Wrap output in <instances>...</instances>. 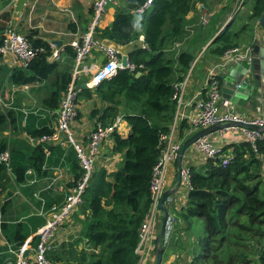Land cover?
I'll list each match as a JSON object with an SVG mask.
<instances>
[{
	"label": "trees",
	"instance_id": "16d2710c",
	"mask_svg": "<svg viewBox=\"0 0 264 264\" xmlns=\"http://www.w3.org/2000/svg\"><path fill=\"white\" fill-rule=\"evenodd\" d=\"M146 1L123 0L113 23L98 34L101 39L127 46L142 33L147 48L133 52L130 63L144 68L118 71L95 89H80L77 95L78 100H92L96 94L106 104L103 110L92 112L97 122L109 126L122 116L131 128L127 137L119 133L112 136V152L123 157L119 169L111 174L105 169L97 170L84 195L81 211L85 216V244L98 252L89 257L84 254L81 264H139L136 248L139 229L151 206L153 169L161 156V137L170 131L177 111L175 85L184 81L196 59L188 50H180L177 55L168 51L172 42L186 35L196 2L153 0L145 14L138 15L136 10ZM253 2L250 20H260L264 0ZM218 16L210 20L212 25ZM234 23L232 20L221 32L217 29L214 36H218L207 50L222 57L226 51L239 47L240 32L233 31ZM249 27L244 25L242 30ZM70 29L76 32L75 28ZM205 29L200 28V33ZM27 39L36 50V57L27 68L33 75L27 77L21 72L17 81L28 84L52 77L43 107L55 112L72 81V73L59 72V61H49L53 50L48 43ZM64 52L75 61L72 47H66ZM186 127L183 124L181 130ZM51 133L43 128L31 135L40 138ZM229 149L232 156L227 161L208 159L200 168L191 167V190L184 217L204 220L203 250L211 254L210 264H264V138L256 142L255 148L238 142L223 148L222 154ZM4 151L0 144V153ZM44 161L43 149L38 147L27 165L13 167L18 181H23L29 167L39 170ZM0 171L7 172V168L0 165ZM16 241L20 238L16 237ZM162 247L163 240L158 249Z\"/></svg>",
	"mask_w": 264,
	"mask_h": 264
},
{
	"label": "crops",
	"instance_id": "0c3cea01",
	"mask_svg": "<svg viewBox=\"0 0 264 264\" xmlns=\"http://www.w3.org/2000/svg\"><path fill=\"white\" fill-rule=\"evenodd\" d=\"M18 1L0 0L4 8L0 17V43L4 34L11 30L29 39L42 40L50 47L55 45L61 55L59 72L61 70L72 73L74 62L64 51L66 47L73 48L74 43L80 41L87 31L92 19L93 1L27 0L21 13L16 12ZM239 1L237 0V2ZM253 1L250 0L238 21L235 16L231 17V14H234L238 9L235 7V2L227 12L228 14L222 15L218 23L216 20L214 21L216 23L214 29L208 32L200 33L197 32L200 31L197 30L198 28L194 31V28L191 27L192 24L199 23L198 20L202 14L198 20L192 19L194 11L189 16L186 35L180 40H183L182 43H186L185 50L192 53L196 59L193 68L184 79L186 81L183 91L185 118L179 122L176 133V139L182 144V147L189 139L204 130V128H193L189 119L197 112L198 103L206 98L209 70L222 62V57L215 56L210 50H207L215 38L214 34L217 29L218 32H221L232 20H235L233 31L240 32L237 39L239 47L255 45L256 41L264 44V28L260 25V20H250ZM121 4L108 8L100 26L101 30L108 28L113 23L116 9ZM224 8L227 6H222L220 12ZM220 12H217V15ZM213 16L216 15H211L210 20ZM244 25L250 27L242 30ZM70 27L75 28L76 32H73ZM102 40L106 45L116 47L119 52L121 50L122 59L123 54L129 55L133 51L134 45L138 46L137 50L147 48L142 33L137 41L127 46H118L112 41ZM182 43L178 44L183 46ZM168 51L170 52L169 48ZM177 52L175 55L178 54ZM106 66V58L100 52L94 51L91 58L82 66L76 87L83 90L81 87L85 85V89H95L94 83L103 75ZM21 72L27 77L33 75L27 68H22L13 55H0V144L11 155L10 171H0V264H18L15 253L21 247L31 248L26 256L33 257L35 255L34 245L41 229L51 219L52 207L64 203L66 196L81 177L77 155L71 146L67 144L36 145L31 141V132H37L43 128H48L53 132L56 129L59 109L52 112L43 107V101L49 95L53 84L52 77L43 82L34 81L21 84L17 81V76H21ZM229 72L230 68L227 66L220 70V80L221 77L228 76ZM222 87H224L223 84ZM75 104L78 109V117L72 122L71 127L77 139L86 145L88 137L97 123V118L91 116L92 112L103 110L106 104L98 100L96 94L93 95L92 100L76 98ZM230 109L245 117H264V100L255 98L241 100L238 106L233 104ZM183 124H186L187 127L181 130ZM130 131L129 124L124 120L118 133L127 137ZM205 137L211 138L221 148L244 142V139L231 128ZM38 147L43 149L45 155L43 165L39 170L29 167L23 181H18L13 167L27 165L34 150ZM113 148L112 137L101 144L96 171L105 169L111 174L119 169L123 157L122 154H114ZM227 153H232V149H229ZM205 161L203 156L192 146L182 156L181 165L200 168ZM31 171L32 173H29ZM178 174L177 163L170 164L166 173L167 188L165 192L176 191L170 196L174 202L172 204L168 201L165 202V211L160 209L158 212V218L161 221L157 226L156 250L139 264H158L159 251L163 252L160 264H210L212 256L203 250L206 238L205 222L200 218L185 219L184 209L188 203L189 190L182 181L181 183L178 181ZM165 212L172 222L170 230H166L162 239L159 240ZM84 223L85 216L80 208L74 212L69 221L55 229L53 236L49 239L50 250L48 253V258L53 264H81L84 254L89 257L90 254L98 252L85 244ZM16 237H19L20 241H16ZM162 240L163 249L159 250L158 245ZM10 250L15 253H11Z\"/></svg>",
	"mask_w": 264,
	"mask_h": 264
},
{
	"label": "built area",
	"instance_id": "2783aa9c",
	"mask_svg": "<svg viewBox=\"0 0 264 264\" xmlns=\"http://www.w3.org/2000/svg\"><path fill=\"white\" fill-rule=\"evenodd\" d=\"M92 1V19L89 27L82 36V39L74 43L75 61L72 81L67 91L62 95L57 116V127L51 134H46L40 138H31V141L36 145L67 144L71 146L77 155V160L81 168V177L66 196L64 203L52 207L50 211L51 219L40 231L39 236L41 237V241L35 251V255L33 257L26 256V253H29L31 249L26 246L18 249L16 253L10 250L11 253H15L18 264H53L48 258L50 250L49 239L53 236L55 229L69 221L74 212L82 207L84 195L96 172V163L100 154L101 144L111 138L115 133H118L120 125L124 121L123 117L119 116L114 123L109 126H104L102 123L97 122L88 137L86 145L77 139L71 124L78 117V109L75 102L80 90L76 87V82L82 66L91 58L94 51L100 52L106 58V69L103 75L94 83L95 87L104 79L115 75L118 71L129 70L131 72H136L144 68L142 65L136 66L130 62L124 67L119 50L113 46L106 45L104 40L98 37L99 31L101 30V23L107 14L108 8L121 4L123 0ZM152 3L153 0H147L140 9L136 10V13L138 15L145 14ZM202 10L203 12L197 25L199 28H205L211 18V15L208 14L206 9L203 8ZM3 11L4 8L0 3V17ZM191 27L193 28L194 26ZM181 46V44L177 45L178 48ZM51 49L53 53L49 61H60L61 55L56 46L51 45ZM253 52L254 45L234 47L224 53L221 63L209 70L207 75L208 91L206 98L198 103L197 112L189 119V123H191L193 128L207 129L214 126L233 125L231 130L239 134L244 139V142L250 143L254 148L256 142L264 138V117H245L233 112L230 109L232 104L230 101L224 100L221 93L222 80H220L219 71L225 69L228 64H244L245 66L251 67ZM0 55H13L18 60L20 66L26 69L35 59L36 50H34L27 38L8 30L0 43ZM247 80H249L248 75L242 79L241 83ZM185 86V80L175 85V94L173 98L177 104V111L170 131L161 137V156L153 169L150 183L151 206L145 221L139 229V241L136 248L139 262H143L147 259L152 252H155L157 247V226L161 221V219L158 218V212L160 211L159 205L161 198L167 188V168L170 164L179 161L180 151L182 149V144L176 139V133L179 122L185 118L183 112V91ZM238 87H240V85ZM222 107L224 108L223 110L221 109ZM193 148L203 156L204 160L223 158L227 161L232 156L231 153L222 154L223 148L216 145L209 137L198 139L194 143ZM0 165L5 166L7 171H10L11 155L8 150L0 153ZM29 173H32V171ZM180 173L182 182L190 191L191 167L188 165L181 166ZM167 201L170 204L174 202L171 197H168L166 199V202ZM171 222L172 219L168 217L166 230H170Z\"/></svg>",
	"mask_w": 264,
	"mask_h": 264
},
{
	"label": "water",
	"instance_id": "95a60500",
	"mask_svg": "<svg viewBox=\"0 0 264 264\" xmlns=\"http://www.w3.org/2000/svg\"><path fill=\"white\" fill-rule=\"evenodd\" d=\"M27 0H19L16 12L21 13L24 9V6L26 4ZM260 25L264 28V15L260 19ZM224 30V29H223ZM222 30V31H223ZM218 35H216L217 37ZM215 37V38H216ZM214 38V39H215ZM213 39V40H214ZM213 42V41H212ZM55 44V43H54ZM118 47V46H117ZM116 48V47H115ZM138 48L137 45H134V49L130 54L124 55L122 59V64L124 67H126L129 63V56L135 52ZM121 52V50H120ZM121 54V53H120ZM122 55V54H121ZM228 68H230L229 75L222 78V84L224 87L221 89L222 98L224 100L230 101V103L233 105H239L241 100H248V99H259L264 100V44L260 41H256L254 45V52H253V60L251 67L245 66L244 64H237V65H227ZM249 76V80L242 82V79L245 76ZM140 76V74H138ZM240 85V87H238ZM83 89L86 88L85 85H82ZM233 125H226V126H214L207 129H204L203 131L199 132L195 136H193L191 139H189L182 147L180 151V159L177 162L179 174H178V181L181 183V157L184 155V153L189 150L194 143L205 136H208L210 134L216 133L220 130L226 129V128H232ZM176 191H168L165 192L161 198L159 209L165 211L164 209V203L168 197L175 194ZM169 215L167 212H165V216L162 223V229L159 235V240L162 239L168 222ZM41 241V237H37V241L34 245V248H38ZM162 251L158 252L157 259L158 264L161 263L162 260Z\"/></svg>",
	"mask_w": 264,
	"mask_h": 264
},
{
	"label": "rangeland",
	"instance_id": "374dc122",
	"mask_svg": "<svg viewBox=\"0 0 264 264\" xmlns=\"http://www.w3.org/2000/svg\"><path fill=\"white\" fill-rule=\"evenodd\" d=\"M199 1H201V0H194V2H196L195 4V7H194V12L192 13V16H193V20L195 19V20H198L199 19V17H200V15L202 14V12H203V8L204 9H206L207 10V12H208V14H210V15H217L218 13L217 12H220V8L222 7V6H224V5H226L227 6V8H224V9H222L221 10V12H220V17L218 16V18L216 19V22L218 23V21H219V19L221 18V16L223 15L224 16V14L226 15V14H228L227 12L232 8V5L236 2V5H235V7H236V9L237 10H235V13L234 14H231V17H232V15L233 16H235L236 17V21H238L239 19H240V15L243 13V11H244V9H246L247 7H248V3L250 2V0H240L239 2H237V0H205L204 2H199ZM123 4L124 3H122L121 5H120V7H122L123 6ZM241 7H243L242 9H241V11H239V9ZM202 10V11H201ZM197 11V12H196ZM238 16V17H237ZM231 19V18H230ZM200 20H198V22H199ZM213 23H214V25H212V24H210L209 23V25L207 26V28H206V32H208V31H210V30H213L214 29V27H215V25H216V23L213 21ZM198 24L197 23H194V24H192V26H194L193 28H194V31L196 30V28H198L197 30H200V28L197 26ZM224 29V28H223ZM201 31V30H200ZM200 31H197V32H200ZM222 31V30H221ZM196 35H197V33H196ZM183 39V38H182ZM183 42V40H177V41H174V42H172L169 46H168V48H169V50H170V54H172V51H173V53H175V52H179V50H185V47H186V43H182ZM178 43H182L183 44V46H181L180 48H178L177 46H175L174 44H178ZM175 51V52H174ZM177 52V53H178Z\"/></svg>",
	"mask_w": 264,
	"mask_h": 264
}]
</instances>
